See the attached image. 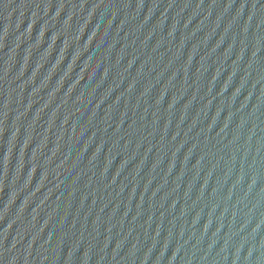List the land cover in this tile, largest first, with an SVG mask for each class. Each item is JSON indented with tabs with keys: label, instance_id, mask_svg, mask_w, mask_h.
I'll return each mask as SVG.
<instances>
[{
	"label": "water",
	"instance_id": "water-1",
	"mask_svg": "<svg viewBox=\"0 0 264 264\" xmlns=\"http://www.w3.org/2000/svg\"><path fill=\"white\" fill-rule=\"evenodd\" d=\"M0 264H264V0H0Z\"/></svg>",
	"mask_w": 264,
	"mask_h": 264
}]
</instances>
